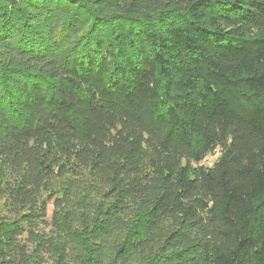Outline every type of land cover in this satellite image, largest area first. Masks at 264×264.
<instances>
[{"label": "trees", "instance_id": "trees-1", "mask_svg": "<svg viewBox=\"0 0 264 264\" xmlns=\"http://www.w3.org/2000/svg\"><path fill=\"white\" fill-rule=\"evenodd\" d=\"M0 264H264V0H0Z\"/></svg>", "mask_w": 264, "mask_h": 264}, {"label": "rangeland", "instance_id": "rangeland-1", "mask_svg": "<svg viewBox=\"0 0 264 264\" xmlns=\"http://www.w3.org/2000/svg\"><path fill=\"white\" fill-rule=\"evenodd\" d=\"M217 157V153L214 154V155H208L204 158V160L201 162L202 164L204 165H211L213 163V161L216 159ZM52 209H53V206L51 203L48 204L47 206V221H50L51 220V217H52Z\"/></svg>", "mask_w": 264, "mask_h": 264}]
</instances>
